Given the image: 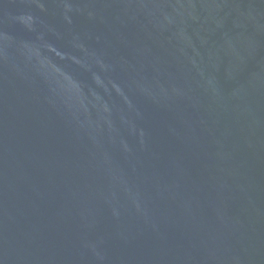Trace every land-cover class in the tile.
<instances>
[{"label":"water","instance_id":"1","mask_svg":"<svg viewBox=\"0 0 264 264\" xmlns=\"http://www.w3.org/2000/svg\"><path fill=\"white\" fill-rule=\"evenodd\" d=\"M0 264H264V0H0Z\"/></svg>","mask_w":264,"mask_h":264}]
</instances>
